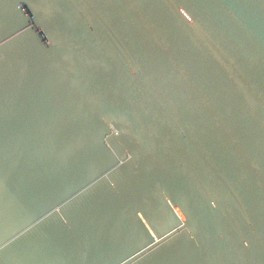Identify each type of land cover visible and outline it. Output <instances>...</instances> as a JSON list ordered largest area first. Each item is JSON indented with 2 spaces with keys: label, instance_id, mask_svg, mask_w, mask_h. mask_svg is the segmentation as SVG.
<instances>
[{
  "label": "water",
  "instance_id": "water-1",
  "mask_svg": "<svg viewBox=\"0 0 264 264\" xmlns=\"http://www.w3.org/2000/svg\"><path fill=\"white\" fill-rule=\"evenodd\" d=\"M0 264H264V0H0Z\"/></svg>",
  "mask_w": 264,
  "mask_h": 264
}]
</instances>
